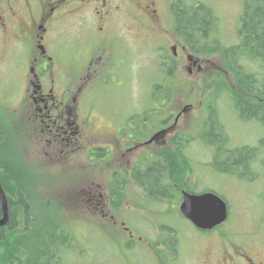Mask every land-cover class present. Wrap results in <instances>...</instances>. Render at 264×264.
Masks as SVG:
<instances>
[{"label": "flooded vegetation", "instance_id": "flooded-vegetation-1", "mask_svg": "<svg viewBox=\"0 0 264 264\" xmlns=\"http://www.w3.org/2000/svg\"><path fill=\"white\" fill-rule=\"evenodd\" d=\"M245 3L237 24L238 45L241 40L252 39L248 38L247 30H241ZM185 5L186 0H0V35L2 34L1 37L3 36L6 41H12L17 45L13 48L14 57L10 55V58L11 60L14 58V68L19 72L18 77L13 81L14 86L11 81L9 85L0 83L2 90L0 101L3 104V113L0 116V128H2L0 139H4L2 145L5 144L8 147L6 149L0 146L2 150L4 149L3 156H0V170L3 168L8 173L11 171V166L16 164L10 159L13 156L19 159L23 168L36 172L33 173L34 180H31L27 186L32 192L31 200L35 198L37 210L40 209L39 204L42 202L38 186L45 177L44 165L31 162L27 158L30 154L28 149L31 148L39 154L44 152L45 156L53 161L47 164L62 167H68L70 162L80 154L84 155L83 160L86 162L82 164L83 167H89L98 162H108L113 156L120 155L122 160L127 161L126 166L122 165L121 168L111 171L108 192L104 193L100 190L102 185L91 182L89 177L77 181L81 183L79 186L86 188L90 196L87 199L90 209L97 214H102L104 218L112 220L115 224L121 222L120 229L126 233L123 231L125 237H121V241L130 243L135 239L133 227L126 217L121 219L115 212L118 208L115 204L122 199L126 188L131 183L128 175H131L132 182L140 185L136 176L143 166L139 161L130 162L128 155H132L135 150L148 149L152 159L157 147L163 149L169 146L177 148L179 152L185 148L181 140L187 133L180 130V119L190 106L183 100L181 90L177 93L175 85H171L167 77L171 74H181L187 69V60L196 57L186 47ZM176 12L182 16L180 20H177ZM75 17H77L75 21L82 22L86 28V34L81 42H61L57 36L52 38L51 34L55 29H67L72 34V29L76 26L73 22ZM212 20L205 24L204 29L202 26L197 28L199 34L203 36L205 32V38H209L210 41L219 35L221 26L217 19ZM137 27L142 30L139 31ZM124 31L127 33L125 38L131 42L130 44L141 45L142 50L145 51L149 50L153 53L157 51L158 59L161 60L158 67L167 74L164 83L154 89V93L157 90V96L153 97V103L155 102L158 107L164 105L170 108L176 100H179L180 105L177 110L167 109L157 112L161 114L169 111L168 114H161L158 118L159 123L157 122L156 125L154 120H146L148 117L143 118L142 124L139 125L134 117L125 123L112 118L109 120L112 129L94 133L95 127H91L90 115L95 103L91 101L89 91L97 86L100 87V91H106L113 85H120V75L127 63H130V71L136 68L134 58L130 54L125 55L128 53L126 51L128 47L125 48L122 41ZM148 44L151 46L146 48ZM235 54L239 59L241 56L244 57V54L239 52ZM248 58L251 62L245 73L249 84V88L246 85L248 90L244 91L247 96L246 103L264 106V99L260 96L259 90L251 89L264 74V69L262 63L257 62L252 53L250 57H246L250 61ZM198 61H193L192 65L201 72H210L212 75L221 72L216 64L215 68L212 66L204 69ZM188 68L190 71L193 70L190 65ZM76 69H80L82 78L77 77L78 70L76 76L70 79L69 75ZM226 72L228 73V70ZM250 75H253V79ZM228 100L233 104L231 94ZM87 105L88 108H84ZM232 107L234 108V104ZM207 113L208 122L211 121L208 135H202L203 132H201L196 135L201 134L200 137L193 138H201L204 143L205 138L217 139L221 142L220 144L206 142L212 145L214 153L223 152L224 149L227 152L230 148L225 144H228L230 139L218 108L213 106V109L211 107ZM150 116L153 117L152 114ZM240 117L245 121L263 124L255 117ZM215 118L219 125L222 124L223 134H217L219 131L214 129L212 122H215ZM146 127L153 129L150 133L140 135L139 131L146 130ZM258 143L260 144V141ZM155 161H151L146 166L152 168ZM162 165L168 168L170 166V164ZM22 183L24 184V181ZM115 190L120 191L119 195ZM176 191L180 192V196H163L160 201L177 204L178 208L173 209V214L194 224L180 211L184 192L188 191L186 183H183L181 189L176 187ZM9 192L12 194V191L9 190ZM18 194L15 197L12 196L10 202L8 201L9 210L14 212L17 225L19 223L25 225L26 218L32 212L26 211L24 206L26 200L23 204ZM127 195L129 199L138 196ZM146 196L149 197L147 194ZM31 202L30 209L33 208ZM126 223L129 226H126ZM224 223L211 229L194 225L199 234L206 237V234L218 230ZM178 227V225L170 227L169 230L177 231ZM249 245L247 243L245 248L236 242L218 243L213 247H204L205 244H203L199 250L204 255L203 260L200 262L197 258L192 264H264V248L251 250L248 248ZM58 247L62 251L65 250L62 245ZM61 255L64 261L66 253ZM162 261L164 262L157 264H183L176 261L174 254L169 255L168 260Z\"/></svg>", "mask_w": 264, "mask_h": 264}, {"label": "rangeland", "instance_id": "rangeland-1", "mask_svg": "<svg viewBox=\"0 0 264 264\" xmlns=\"http://www.w3.org/2000/svg\"><path fill=\"white\" fill-rule=\"evenodd\" d=\"M186 1L188 3L193 1L196 4L194 6L204 5L208 10H211L221 25L220 33L216 39H212V41L209 38L201 39L195 43L193 39L188 42L186 38L188 51L196 57L187 60V69L181 74L167 75L158 67L161 60L158 59L157 51L155 53L149 50L145 51L142 50L141 45L130 44L131 42L125 38L126 31L122 32L124 47H128L126 49L128 53L125 55L130 54L134 58L136 68L130 71V63H127L120 75V85H113L106 91H100V87L97 86L89 91L90 99L95 103L90 115V122L91 127H95L94 133L112 129L109 121L112 118L125 123L134 117L135 122L139 125L142 124L143 118L148 117L146 120L152 119L156 125L157 122L159 123L158 118L161 114H168L169 111L161 114H157V112L167 109L177 110L180 105L179 100H176L170 108L164 105L158 107L155 102L153 103V97L157 96V90L154 93V89L164 83L165 75H167L171 85H175L177 93L181 90L183 100L190 106L180 119V130L187 133L181 140L185 144V148L180 154L189 156L192 160V169L186 178L187 184L190 183L197 193L209 189L219 194L227 202L228 219L218 230L206 234V237L202 236L193 224L173 214V209L177 210L178 208L177 204L162 202L160 201L162 199L149 198L140 185L132 182L131 175H128L131 183L126 188L122 199L115 204L118 207L115 211L117 216L121 219L126 217L134 230L135 239L130 243H124L121 241V237H125L124 230L120 229L121 222L115 224L112 220L110 221L102 214H97L93 209H90V204L87 202L90 196L85 187L79 186L81 183L77 180L89 177L91 182L100 183L102 185L100 190L106 193L110 189L111 171L121 168L122 165L125 167L127 161L122 160L120 155H115L108 162H98L89 167H83L82 164L86 162L83 160L84 155L80 154L70 162L68 167H62L47 164L51 160L45 156L44 152L39 154L30 148L27 158L33 163L44 165L43 174L45 177L38 186L40 201H42L39 206H42L43 209L46 207L53 209V212L51 210L42 211L37 215L36 228L38 232L51 230L59 224H64L69 232H73V248L66 252L64 257L67 254L68 256L66 260L64 259V264H157L163 263V259L168 260L169 255L172 254L175 255L178 263L192 264L197 258L200 262L203 260L204 255L199 252L203 244H205L204 247H213L218 243L236 242L245 248L247 243L250 244L248 248L251 250H263L264 248L263 151L256 157L251 167L252 170L248 173L252 179L246 180L236 174L220 172L219 169L224 167L226 155L222 151L214 153L212 145L208 144H214V142L220 144V141L205 138L204 143L201 138H193L201 132H203L202 135H208L211 121L208 122L207 112L211 107L213 109V106L218 108L220 118L224 126L226 125L224 128L230 139L228 144H225L226 147L231 149L244 145L258 146V141L264 137V125L255 121L243 120L236 111L234 112L233 104L228 100L229 92L227 90L238 89L239 79H236L235 69H230L227 65V59H230L225 55L226 49L224 48L239 43L236 30L245 0ZM76 19L77 17L73 20L76 26L73 27L72 34L67 29H55L54 35L51 34L52 38L57 36L61 42H81L86 34V28L82 22H76ZM137 28L139 31L142 30V28ZM91 34L93 33L91 32ZM1 35L0 83L9 85L11 81L14 86L13 81L18 77L17 73L19 72L15 70L14 58L11 60L10 55L14 57L13 48H16L17 45L12 41H6ZM150 46L151 44H148V47H145L149 48ZM212 48L213 50L210 51ZM197 60L204 69L212 66L215 68L216 64L222 77L214 79V74L199 71L192 65L193 61ZM241 62L246 64L244 60ZM189 65L193 67L192 71L189 70ZM229 65L234 66L231 60ZM248 65L249 63H247ZM247 66L245 65L246 69H248ZM77 71V77L82 78V74L79 73L80 69L74 70L69 78H74ZM19 76L21 77V75ZM180 78L181 81H179ZM1 91L0 88V96ZM95 96L97 98H94ZM2 105L0 101L3 111ZM84 108H88V105ZM154 108H156L155 111ZM151 114L153 117L150 116ZM149 123L151 125V121ZM152 129L146 127V130L139 131L140 135L150 133ZM200 136L201 134L196 137ZM2 146L8 148L5 144ZM177 150V148L169 146L163 149L157 147L152 159L156 161L163 159L162 155L167 151ZM149 151L148 149L135 150L132 155H128L130 162L139 161L143 166L142 169H145L146 164L153 161ZM169 158L170 166H179L174 162L173 157L169 156ZM10 159L16 163L11 166L12 171L18 168L19 179L24 181L27 186L31 180H34L33 173L36 172L26 167L23 168L17 157L11 156ZM164 164L168 165L165 162ZM127 194L131 197L138 196L129 199ZM177 225L179 226L177 231L169 230L170 227H177Z\"/></svg>", "mask_w": 264, "mask_h": 264}, {"label": "trees", "instance_id": "trees-1", "mask_svg": "<svg viewBox=\"0 0 264 264\" xmlns=\"http://www.w3.org/2000/svg\"><path fill=\"white\" fill-rule=\"evenodd\" d=\"M245 2L241 30H247L248 38L252 39L249 41L241 40L239 45L236 44L224 48L226 49L225 55L229 57L234 66L229 65L230 60L228 59L227 65L230 69H235V74L237 75L236 79H239V88H234L233 90L228 89L227 92L231 94L235 111L239 116H243L244 118L255 117L264 124V106L246 103L247 96L244 94V91L248 90L247 86L249 88V84L246 80L247 74L245 73L247 69L245 65L247 66V63L250 64L251 62L250 58H248L250 61H246V57H250L252 53L254 59L262 63L264 69V0H246ZM194 5L196 4L193 3V1L190 3L186 1V31L188 42L193 39V42L198 43L202 38L204 40L207 38L204 36L205 32L203 36H201L197 28L202 26L204 29L207 22L213 21L212 19L216 18L206 6L200 5L197 7ZM176 15L177 20L182 18L178 12H176ZM212 50L213 48L210 51ZM235 52L244 54V57L241 56L239 59ZM240 60H244L246 64H242ZM220 76L222 77L220 74H214V79ZM250 77L253 79V75H250ZM254 88L259 90L260 96L264 99V74L257 80L256 85L251 89L254 91ZM155 110L156 108H154V111ZM2 113L3 111L0 107V116H2ZM214 120L215 122H212L215 127L214 129L219 131V134H223L224 129L222 124L219 125L216 122V118ZM211 131H214L213 128ZM3 141L4 139H0V146ZM3 151L4 150L0 148L1 157L3 156ZM262 151L264 153V138L260 140L258 147L244 145L228 149L227 152L224 149L222 152L226 155L224 167H221L222 169L218 167V169L220 172L236 174V176L250 180L252 178L249 177L248 173L252 170V164L260 154L259 152ZM168 154L174 158V162L179 164V166L168 165V168L162 165L164 162L170 164L171 160ZM162 156L163 159L155 161L152 168H140L138 171L136 178L140 187L144 190L145 195L147 194L149 198L157 200H159V197L161 199L163 196L178 197L180 196V192L176 191V187L181 189L184 182L189 191L196 192L195 189L191 187V184H187L186 181L192 169V160L190 157L181 155L179 150L173 152L167 151V153ZM17 170L16 168L15 171H12L11 167V172L8 173L7 170L2 168L0 170L1 183L7 193L8 201L10 202L11 197H15V195L19 193L18 196L23 201V204L26 200L24 204L26 211L31 210L32 214L26 218L25 225L20 223L17 225L14 212L11 211V209L9 210L10 215L7 223L0 226V264H64L61 254L64 253L65 255L67 250L73 248V232H69V229L64 224H59L57 227L48 231L43 230L38 232L36 228L37 215L41 214L42 211L51 210L53 212V209L48 207L43 209L42 206V208L39 206L40 209L37 210L35 198L33 197V201L31 200V189L29 186L24 185L19 179L20 174ZM237 171H239V174H237ZM7 182H9V184H6ZM8 189L12 191V194H9L10 192ZM115 192L118 195L120 193V191L117 192L116 190ZM23 196H25V198H23ZM30 202L33 203V208L31 207V209L29 207ZM2 216V206L0 203V218ZM57 244L58 246H64L65 250L62 251L61 248L56 246ZM66 258L67 256L64 257L65 260Z\"/></svg>", "mask_w": 264, "mask_h": 264}, {"label": "water", "instance_id": "water-1", "mask_svg": "<svg viewBox=\"0 0 264 264\" xmlns=\"http://www.w3.org/2000/svg\"><path fill=\"white\" fill-rule=\"evenodd\" d=\"M0 202L3 216L0 226L5 225L9 218V205L7 195L0 181ZM180 210L197 227L211 229L222 223L228 216L227 204L223 198L214 192L190 193L184 192V199Z\"/></svg>", "mask_w": 264, "mask_h": 264}]
</instances>
